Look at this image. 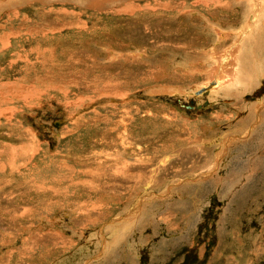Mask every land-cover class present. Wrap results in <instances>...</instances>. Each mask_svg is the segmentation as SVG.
Returning <instances> with one entry per match:
<instances>
[{
    "label": "rangeland",
    "instance_id": "obj_1",
    "mask_svg": "<svg viewBox=\"0 0 264 264\" xmlns=\"http://www.w3.org/2000/svg\"><path fill=\"white\" fill-rule=\"evenodd\" d=\"M232 1H0V264H264V76L217 97L204 62Z\"/></svg>",
    "mask_w": 264,
    "mask_h": 264
},
{
    "label": "bare ground",
    "instance_id": "obj_2",
    "mask_svg": "<svg viewBox=\"0 0 264 264\" xmlns=\"http://www.w3.org/2000/svg\"><path fill=\"white\" fill-rule=\"evenodd\" d=\"M1 1V0H0ZM11 1V0H9ZM15 1V0H14ZM17 2L19 1H24V0H16ZM234 1V2H233ZM233 6H240V9L243 10V12L245 13V20L242 23V25L240 26L239 29H232L230 30L229 33H227V30H222V29H217L216 27H214L215 30V34H217V38H215L217 40V43L219 41H223V39H225L226 34H229L228 36L232 38V43L226 47L227 48L235 45V50L229 52V51H223V52H216L214 49L211 51H209L210 53L206 52L207 55L204 56V62L206 64V66L208 67V73L207 75L209 76V81L213 80L216 83V86L213 89L212 94H214V96L216 95L217 97H231V98H241L242 96H244V94H246L247 92H251L255 89V87L257 88V86L261 83L260 82V77L264 76V0H233ZM6 1L4 2L5 5ZM10 3H14V2H9ZM22 3V2H21ZM28 3V1H27ZM17 4V3H15ZM204 4V3H203ZM229 4V3H228ZM1 5V3H0ZM3 5V4H2ZM8 5V4H6ZM14 5V4H13ZM23 5V4H22ZM21 5V6H22ZM183 6V5H182ZM210 6V5H209ZM215 6V5H214ZM213 6V7H214ZM2 7V6H1ZM6 7V6H5ZM11 7V6H10ZM13 7V6H12ZM174 7V6H173ZM2 9V8H1ZM6 9V8H4ZM2 11V10H1ZM2 13V12H0ZM199 16V15H198ZM242 18V17H241ZM250 19H252L250 21ZM210 22V21H209ZM208 25V24H207ZM212 25V24H211ZM214 26V25H213ZM211 27V26H209ZM212 29V28H211ZM213 30V31H214ZM41 34V33H40ZM215 37V36H214ZM234 41V43H233ZM216 45V44H215ZM216 49V48H215ZM203 52V51H202ZM229 55V56H228ZM227 56L229 58H227ZM227 66V67H226ZM195 68V66H194ZM198 71V70H197ZM191 72V70H190ZM206 83L203 84L202 86H204L205 88H207V86L211 85V87L213 86L214 83ZM10 85V84H9ZM17 85V84H16ZM201 86V85H200ZM199 86V88H200ZM4 89H6L5 86H2ZM210 87V86H209ZM210 87V88H211ZM15 88V87H12ZM11 88V89H12ZM8 89L6 91V93H2V97L4 99L7 98L8 95H10L9 93H14L16 95V98H20V96L22 95V93L20 92V90L17 89ZM186 89V88H185ZM189 89V88H188ZM182 88H178V89H163V90H158V93L160 92L161 94H181ZM200 90H198L195 94H199ZM209 92V91H208ZM207 92V93H208ZM159 93V94H160ZM12 94V95H14ZM30 94V93H27ZM26 94V95H27ZM25 95V96H26ZM213 96V97H214ZM2 99V98H1ZM4 99L1 101L0 100V107L4 102ZM219 99V98H218ZM236 100V99H235ZM240 100V99H239ZM261 105V104H260ZM259 105V106H260ZM249 106V105H248ZM255 106V105H254ZM262 106V105H261ZM264 107V106H263ZM261 107V108H263ZM248 108V107H247ZM251 111L252 114L255 113V109L254 107H251ZM7 110V108H5ZM4 109V110H5ZM3 110V111H4ZM258 111V110H257ZM5 112V111H4ZM250 119V118H249ZM248 119V120H249ZM252 119V118H251ZM250 121V120H249ZM259 121V120H258ZM237 130V129H236ZM240 130V129H239ZM254 133V132H253ZM250 134V133H249ZM247 137V136H246ZM245 137V138H246ZM225 138V135H224ZM240 139V138H239ZM241 140V139H240ZM219 143V142H218ZM232 144V142H231ZM225 146V144L222 146ZM13 149V148H12ZM17 149V148H16ZM221 149V150H222ZM220 150V154L219 157L217 156L216 160H215V169H218L219 167V160H221V153ZM223 151L225 152V149H223ZM227 152V151H226ZM14 154V153H13ZM2 153L0 154V158H2ZM217 155V154H216ZM14 157V156H13ZM16 157V156H15ZM13 162V160H11ZM257 164V163H256ZM15 165V164H14ZM115 165V163H114ZM159 165V164H158ZM207 165V164H206ZM142 166V165H139ZM107 165L101 163V165L97 166L96 169V173H92V174H88L89 178L94 177V175H98L101 173H105L104 171L106 170ZM111 167V166H110ZM109 167V168H110ZM117 167V166H116ZM130 165H124L120 168L119 167L114 170V172H110L112 176H108L110 179H114V177H118L119 179H121V182L118 183V187L120 188V184L122 183L124 186V183L127 181V179H131L133 178V174L130 170ZM206 167V166H205ZM212 168V167H210ZM15 169V168H14ZM113 169V167H112ZM206 169L204 171V173L202 174L201 178L204 177H209L211 174V172H213L212 170ZM219 170V169H218ZM113 171V170H112ZM87 172V171H86ZM109 172V170H108ZM215 173V172H214ZM102 174V175H103ZM107 174V173H106ZM105 174V175H106ZM109 174V173H108ZM155 174V172H154ZM210 174V175H209ZM198 175V174H197ZM200 175V174H199ZM200 177V176H199ZM230 177V176H229ZM102 178V177H101ZM105 180H108L106 177H104ZM151 179V178H150ZM218 179V178H217ZM116 181V180H114ZM258 182V181H257ZM193 183V182H192ZM106 188H102L104 190L107 191H111V184L109 182L106 183L105 185ZM150 187V186H149ZM177 187V186H176ZM123 188V187H122ZM178 189V188H177ZM180 190V189H179ZM133 200V199H132ZM188 205V204H187ZM145 208V207H144ZM126 210V209H124ZM141 211V209H140ZM152 211V210H151ZM144 213V212H143ZM137 214L136 213H132L130 216V220H134L135 218H137ZM148 216V215H147ZM145 218V215H144ZM141 219V218H140ZM149 219V218H148ZM128 220V219H127ZM136 221V220H135ZM134 221V222H135ZM131 221H128V223ZM140 222V221H139ZM126 224V221L123 222ZM141 223V222H140ZM119 224V223H118ZM131 225V224H130ZM135 225V223H134ZM133 226V225H132ZM118 227H122L120 232L123 233V236L125 235V232L127 233V231H132V227L131 226H117ZM134 227V226H133ZM116 229V228H115ZM114 229V231H116ZM110 230V229H109ZM127 230V231H126ZM157 230V229H156ZM111 231V230H110ZM117 232V231H116ZM120 234V233H119ZM116 234V239L118 240L119 237L121 235ZM123 240H125L124 238H126V236L123 238L121 237ZM119 239V240H122ZM112 240V239H111ZM119 240L117 242H119ZM113 242V241H112ZM122 242V241H121ZM114 243V242H113ZM117 244V243H116ZM112 248H115L114 245ZM118 250V249H117ZM120 253V252H118ZM110 255V254H109ZM121 255V254H120ZM111 257V255H110ZM108 258V257H107ZM112 258V257H111ZM114 258V255H113ZM118 258V257H117ZM133 258V257H132ZM110 259V258H109ZM111 260V259H110ZM114 261V260H113ZM117 261V260H116ZM112 263V262H111Z\"/></svg>",
    "mask_w": 264,
    "mask_h": 264
},
{
    "label": "water",
    "instance_id": "obj_3",
    "mask_svg": "<svg viewBox=\"0 0 264 264\" xmlns=\"http://www.w3.org/2000/svg\"><path fill=\"white\" fill-rule=\"evenodd\" d=\"M212 84V83H211ZM210 87H211V85H209ZM209 86H207V88H205V87H202L201 89H200V93L199 94H207V92L210 90V87ZM190 107H192L191 105H190Z\"/></svg>",
    "mask_w": 264,
    "mask_h": 264
}]
</instances>
